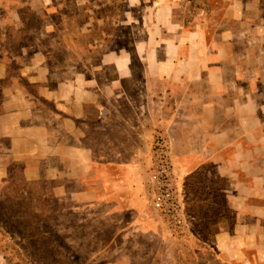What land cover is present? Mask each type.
<instances>
[{"label":"rangeland","instance_id":"rangeland-1","mask_svg":"<svg viewBox=\"0 0 264 264\" xmlns=\"http://www.w3.org/2000/svg\"><path fill=\"white\" fill-rule=\"evenodd\" d=\"M156 16L168 27L160 51L192 50L193 64L218 71L211 74L214 93L205 82L193 87L200 105L188 102L183 84L162 92L157 83L150 93L142 86ZM114 58L136 71L127 95L140 113L177 114L183 122L190 107L201 115V104L211 100H223L229 110L223 122H217L219 112L209 115L213 120L204 122L207 129L199 126L196 138H184L182 128L178 153L168 131L156 128L151 160L162 138L187 231L172 235L156 219L155 232L114 235V217L102 216L106 208L58 197L62 184L70 186L64 181H32L26 161L15 160L10 139L0 136V264H264V0H0V116L8 112L4 103L16 100L10 108H22L23 126L52 127L63 101L72 107L68 94L76 89L104 105L108 115L100 126L87 122L86 145L99 156L104 134L110 135L104 160H114ZM38 87L49 91L48 99ZM20 90L26 101L16 98ZM117 110L129 120L136 112L121 100ZM86 111L91 119L98 113L94 107ZM215 127L230 135L213 142ZM95 128L96 134L90 131ZM185 143L191 152L183 153ZM213 146L218 150L208 148ZM255 240L259 249H245Z\"/></svg>","mask_w":264,"mask_h":264},{"label":"crops","instance_id":"crops-1","mask_svg":"<svg viewBox=\"0 0 264 264\" xmlns=\"http://www.w3.org/2000/svg\"><path fill=\"white\" fill-rule=\"evenodd\" d=\"M154 21L158 24V28L155 29V33L148 35L153 40L154 47L151 50V62L146 63L140 71L144 79L142 86L149 92L158 83L163 92L167 89H178L183 84L190 90L188 102L192 106L200 105L198 95L192 92L193 87H198L200 82H205L207 88L210 87L214 93V77L211 74H217L218 71L207 72L203 66L198 65L197 61L193 64L190 59L196 56L192 50L182 51L178 49L171 52L166 47L160 51L158 47L159 41L162 39L161 33L163 29L167 30L168 27L167 22L163 24L157 16ZM191 35L186 36L192 37ZM173 48L179 47L173 46ZM162 51L163 53L160 55ZM161 57L164 59L163 62L160 61ZM190 62L192 65L189 64ZM135 73L136 71L132 66L122 64L120 60L114 58V74L116 76L114 80V110L116 105V111H114V160H104L107 155L103 152H107L106 148L112 146L110 135L104 134L103 136L104 146H102L103 150L99 155L100 157L97 156V152L92 146L86 145L89 136V131L86 130L87 122L94 120L96 125L100 126L106 122L108 115L104 105L97 100L83 96L76 89L73 92L70 91V95L68 94V99L73 100L71 102L72 107H65L68 101H63L65 102L62 105L63 113L54 116L55 124L52 127L48 124L37 125L34 123L23 126L21 124L22 108H10L12 102L16 100H9L4 103V110L8 112L0 116V136L10 139L12 155L15 160L23 158L26 161V173L33 175L31 180L64 181L70 186H76L77 190H72L70 186L62 184V188L57 190V196L63 199L71 197L74 205L83 208L96 206L106 208L102 216L114 217V226L116 227L114 235L139 232L152 233L156 230L158 223L150 204L148 174L152 166L151 152L157 134L156 128L160 126L166 132L168 131L173 152L178 153L180 146L177 144L179 143L177 142V135L182 128L184 130L186 127L184 138L193 139L199 136V126L203 127L202 129H207L203 124L206 120H213L208 118L209 115H213L212 113L219 112L221 118L217 122H223L230 117L229 113H225L228 109L223 100L216 102L211 100L201 104V115L194 113L193 108L190 107L183 117V122L178 119L177 114H170L168 117L158 114L152 117L153 114L150 112L142 111L140 113L136 110L137 106L133 103L134 101L128 96L130 95L129 91L134 88L130 85L135 84L133 80ZM203 73L207 74L206 77H203ZM48 93L49 91L45 87H38L39 95L47 98ZM21 97L23 101H26V95L20 90L17 92L16 98ZM120 100L136 111L130 120L119 114L117 105ZM146 100L149 103L152 99ZM87 107H94L96 111L98 110L94 119L89 117L86 111ZM59 118H61L60 121ZM151 122L154 123L153 127H151ZM190 123L194 124V130L190 127ZM170 125L174 127L171 128ZM96 130L98 129L95 128L90 131L95 133ZM61 132L62 135H60ZM229 135L230 130H217L215 127L212 128L209 138L215 139L217 142L218 138L222 139ZM69 140L71 143L66 144ZM190 141L187 140V143ZM187 143H185L186 147H183V153L191 152L190 148L192 147H188ZM208 148L212 149L213 152L218 150L214 146ZM185 160H190V157H186ZM181 164L184 169L186 162L184 161L183 164L181 160ZM181 202L183 207L185 204L182 196ZM255 241L249 247L245 246V249H259L260 246L257 245V240Z\"/></svg>","mask_w":264,"mask_h":264},{"label":"built area","instance_id":"built-area-1","mask_svg":"<svg viewBox=\"0 0 264 264\" xmlns=\"http://www.w3.org/2000/svg\"><path fill=\"white\" fill-rule=\"evenodd\" d=\"M150 204L160 223L172 235L187 231L188 226L176 181L170 150L165 140L158 139L153 149L149 175Z\"/></svg>","mask_w":264,"mask_h":264},{"label":"flooded vegetation","instance_id":"flooded-vegetation-1","mask_svg":"<svg viewBox=\"0 0 264 264\" xmlns=\"http://www.w3.org/2000/svg\"><path fill=\"white\" fill-rule=\"evenodd\" d=\"M184 210V209H183Z\"/></svg>","mask_w":264,"mask_h":264}]
</instances>
